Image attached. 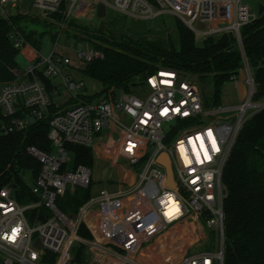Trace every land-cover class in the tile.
<instances>
[{
	"label": "built area",
	"instance_id": "2783aa9c",
	"mask_svg": "<svg viewBox=\"0 0 264 264\" xmlns=\"http://www.w3.org/2000/svg\"><path fill=\"white\" fill-rule=\"evenodd\" d=\"M24 3L46 19L61 12L62 3L66 18L83 21L97 16L99 3L105 12L110 7L134 19L170 12L197 42L231 32L240 43V28L258 15L241 0H0V15L12 16ZM9 37L27 65L21 72L12 69L13 81L0 83V137L47 120L50 150L26 148L40 163L33 181L22 176L32 200L20 202L14 184L0 189V264H222V175L243 123L258 105L248 61L242 67L246 95L231 107L206 106L195 78L171 67H159L135 84L146 86L141 96L122 88L118 95L115 89L108 96L86 91L80 96L83 79L63 72L69 57L54 50L43 55L15 25ZM77 56L88 63L103 53L86 46ZM57 98H64L67 108H59ZM69 144L91 148L95 158L119 172L116 190L91 195L75 215L62 212L58 199L93 181L91 167L69 166ZM161 152L170 159L173 187L156 161ZM124 214L125 220L118 218ZM83 223L97 226L92 239L79 235ZM159 236L162 244L175 239L171 244L178 251L168 248L155 261L151 250L160 249ZM212 237L215 249L208 246ZM75 245L83 247L80 261L72 252Z\"/></svg>",
	"mask_w": 264,
	"mask_h": 264
},
{
	"label": "trees",
	"instance_id": "16d2710c",
	"mask_svg": "<svg viewBox=\"0 0 264 264\" xmlns=\"http://www.w3.org/2000/svg\"><path fill=\"white\" fill-rule=\"evenodd\" d=\"M63 9L64 3L61 12L53 18L63 22L73 20L65 17ZM25 18L28 17L23 14L8 18L0 15V83L15 79L12 69L17 67L20 50L10 39L9 31L11 25ZM15 26L27 41L38 47V36L42 34ZM79 30L89 34L86 27ZM175 31L176 41L170 39L169 33L136 36L125 28L119 40L91 33L95 37L92 47L101 51L103 57L86 63L81 72L101 85V93L109 94L117 88L129 91L157 68L171 67L197 75L199 79L211 77L213 94L210 100H205V105L219 106L221 87L238 75L246 59L255 84L252 99L264 97V11L240 28V43L231 32L196 42L193 32L180 19L176 21ZM39 79L50 87V80L41 73ZM48 128L47 120H42L24 131L0 137V189L16 185V197L20 202L32 200L21 173L28 171L33 181L40 172V163L26 148L33 145L49 151ZM67 147L74 156V165L92 166L91 148L74 144ZM222 181L226 187L222 264H264V107L254 111L243 123L226 162ZM91 185L92 182L86 187H76L73 193H66L63 196L66 201L59 203V209L65 214H71V209L76 212L91 196ZM79 234L90 237L82 226ZM72 252L80 261L82 246H73Z\"/></svg>",
	"mask_w": 264,
	"mask_h": 264
},
{
	"label": "rangeland",
	"instance_id": "374dc122",
	"mask_svg": "<svg viewBox=\"0 0 264 264\" xmlns=\"http://www.w3.org/2000/svg\"><path fill=\"white\" fill-rule=\"evenodd\" d=\"M83 1L84 0H79V3L82 4ZM88 1L92 2L93 0H88ZM241 1L249 6L251 13H256V14H258L259 6L263 5L260 0H241ZM19 11H22V13ZM17 14L26 15L28 18L20 20L14 25L20 26L27 31H34L37 35L42 34L41 37L38 36V40H39L38 48L43 55L47 56L50 54L52 50H54L55 53L58 55L69 57L70 65L64 68L63 72L65 74H70L75 79H83V81L85 82V88L84 90L80 91L79 93L80 96L83 94L84 91L91 94L94 93L103 94L100 92L101 85L97 81L87 77L84 73L81 72L84 69L86 63L81 61L77 56L78 50H85L86 46L93 45L92 43L95 37H93L91 33L96 32L104 36H107L109 38L119 40L122 37L121 31L124 28L127 31H129L128 29H135V30L160 29V30H166V33H169L171 40L174 41L177 40L175 25L178 18L170 12H163L157 17L151 19H134L129 15L126 16V15L118 14L112 8L107 7L106 14L104 17L96 16L94 19L89 21L69 18V19H73V20H69V21H73L70 24L68 20L66 22H63V21H58L55 18L46 19L40 16L35 11H33L28 3H24L12 16ZM80 27H86L89 34L79 30ZM26 65H27V61L25 59V56L20 52L19 55L17 56V67L19 71L20 72L23 71ZM191 75L193 78H195L198 87L202 93L204 101L206 99L210 100L214 89L212 78L208 77L206 78V80H203V79H199L197 75H193V74ZM147 91L148 90L145 85L140 86V84H138L136 86L131 87L129 93L141 96L145 94ZM115 94L116 95L119 94L118 89L115 90ZM103 95L108 96L110 95V93L109 94L104 93ZM253 102L258 105L255 106L253 109H251L250 110L251 112H254L264 107V97L256 101L253 100ZM74 103L75 101H72L70 105ZM238 103H239V95L237 90L235 89L234 82L228 81L224 83L219 93V106L231 107L237 105ZM65 108H67V106ZM69 158H70L69 166H72L74 164V156L72 152L69 153ZM91 172H92V181H93L91 185V195H95L103 191L112 192L117 189L116 181L119 176L118 170L117 171L111 170L107 162H103L99 159H94L91 166ZM21 174L26 180L31 182L30 174L28 171L22 172ZM74 191L75 189L70 193H73ZM62 198L58 199L57 201L58 205L59 203L66 201V199L64 198L62 199ZM77 211L78 209L76 210V212L75 210L71 209L70 211L71 214L68 215H75ZM138 211L141 212V209H139ZM121 217L123 220H125L127 216L124 214L123 216H119L118 218L121 219ZM82 227H84L86 231L89 232L90 237H88V239H92L93 233H96L97 226L93 223L92 225H90L89 223L87 224L83 223ZM162 240L163 239L160 236L157 237L155 242H156V246H160L159 247L160 249L158 251L151 250L153 253H155V261H158L157 260L158 256L161 255V253L164 252L167 253L169 249H171V251H178V248H175L174 250L171 244L175 241V239H172L169 243L166 242L165 244H162L163 242ZM208 246L211 249H215L217 247V243L215 242L214 237H212V241H209Z\"/></svg>",
	"mask_w": 264,
	"mask_h": 264
},
{
	"label": "water",
	"instance_id": "95a60500",
	"mask_svg": "<svg viewBox=\"0 0 264 264\" xmlns=\"http://www.w3.org/2000/svg\"><path fill=\"white\" fill-rule=\"evenodd\" d=\"M264 11V6L260 5L259 6V10L258 13L261 14ZM106 14L105 12V6L103 3H99L97 5V17H104ZM199 27L203 28V24L199 23L198 24ZM129 32H131L133 35L136 36H141V35H146V34H150V35H165L166 30H160V29H151V30H135V29H128ZM218 122H222V121H218ZM226 123H229V121H225ZM157 163H159L160 165H162L165 168L166 171V184L169 187H173L174 183H173V176H172V169H171V163H170V159L168 157V155L165 152H161L157 158H156ZM37 245H39V242H36Z\"/></svg>",
	"mask_w": 264,
	"mask_h": 264
},
{
	"label": "crops",
	"instance_id": "0c3cea01",
	"mask_svg": "<svg viewBox=\"0 0 264 264\" xmlns=\"http://www.w3.org/2000/svg\"><path fill=\"white\" fill-rule=\"evenodd\" d=\"M264 6V0H260ZM259 14V13H258ZM245 78H246V72L244 69H240L238 75H237V81L234 83L235 85V89L238 92L239 95V103L244 99L245 95H246V91H247V86L245 84ZM64 98H57L56 99V103L58 105L59 108H63L64 106H66L63 102H64ZM94 159H97L93 156ZM119 173V172H118Z\"/></svg>",
	"mask_w": 264,
	"mask_h": 264
},
{
	"label": "snow or ice",
	"instance_id": "6c2138e0",
	"mask_svg": "<svg viewBox=\"0 0 264 264\" xmlns=\"http://www.w3.org/2000/svg\"><path fill=\"white\" fill-rule=\"evenodd\" d=\"M208 135L211 137V135H212L211 131H209Z\"/></svg>",
	"mask_w": 264,
	"mask_h": 264
}]
</instances>
